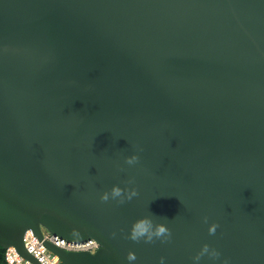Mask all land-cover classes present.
<instances>
[{
	"label": "water",
	"instance_id": "water-1",
	"mask_svg": "<svg viewBox=\"0 0 264 264\" xmlns=\"http://www.w3.org/2000/svg\"><path fill=\"white\" fill-rule=\"evenodd\" d=\"M28 231L63 264H264V0H0V245L40 264Z\"/></svg>",
	"mask_w": 264,
	"mask_h": 264
},
{
	"label": "built area",
	"instance_id": "built-area-1",
	"mask_svg": "<svg viewBox=\"0 0 264 264\" xmlns=\"http://www.w3.org/2000/svg\"><path fill=\"white\" fill-rule=\"evenodd\" d=\"M43 239L54 246L69 252H87L95 254L100 249V244L94 239H87L84 242H74L61 239L42 228ZM24 244L27 251L35 257L40 264H63L60 258L44 246L34 235L32 231H28L24 237ZM6 264H32L24 259L14 247H10L5 251Z\"/></svg>",
	"mask_w": 264,
	"mask_h": 264
},
{
	"label": "clouds",
	"instance_id": "clouds-1",
	"mask_svg": "<svg viewBox=\"0 0 264 264\" xmlns=\"http://www.w3.org/2000/svg\"><path fill=\"white\" fill-rule=\"evenodd\" d=\"M139 161V157L138 156H131L129 158L126 159V163L128 165H133L135 163H138ZM133 181H128V183H132ZM126 190L121 189L118 186H114L111 190V197L112 198H117V197H121L122 194L125 192ZM138 193L135 189H132L131 191L128 192V196L127 198L129 200L132 199V197L137 196ZM109 199V193H104V195L101 197L102 201H108ZM124 201L121 200L120 203H123ZM206 222V221H205ZM140 224H144L146 225V227L143 230H138V226ZM218 227V225L213 224L210 228H209V234H214L216 231V228ZM170 236V231L167 227H165L163 224H157L155 225V227L153 228V224L152 221L149 219H141L139 221L136 222V224L133 226L132 230H131V234H130V239L136 242H139L140 239H144L145 243H152L155 239H159L161 237H167ZM204 252L208 251V247L205 246L204 247ZM214 256H218L219 253L213 252ZM127 259L129 261H133L136 259L135 255L133 253H129ZM198 259V257H197ZM161 264H163V260H161Z\"/></svg>",
	"mask_w": 264,
	"mask_h": 264
},
{
	"label": "trees",
	"instance_id": "trees-1",
	"mask_svg": "<svg viewBox=\"0 0 264 264\" xmlns=\"http://www.w3.org/2000/svg\"><path fill=\"white\" fill-rule=\"evenodd\" d=\"M5 251L6 250L0 245V264H6Z\"/></svg>",
	"mask_w": 264,
	"mask_h": 264
}]
</instances>
